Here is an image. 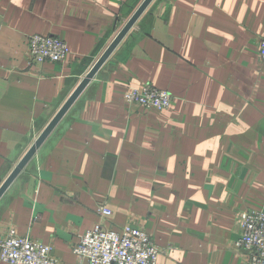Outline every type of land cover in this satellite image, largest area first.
<instances>
[{"label":"crops","instance_id":"crops-1","mask_svg":"<svg viewBox=\"0 0 264 264\" xmlns=\"http://www.w3.org/2000/svg\"><path fill=\"white\" fill-rule=\"evenodd\" d=\"M142 2L0 0V185ZM31 34L66 60L32 62ZM263 36L264 0H153L0 199V238L89 264L84 232L132 225L158 264H249L234 243L237 213L264 210ZM148 83L168 109L127 103Z\"/></svg>","mask_w":264,"mask_h":264},{"label":"built area","instance_id":"built-area-1","mask_svg":"<svg viewBox=\"0 0 264 264\" xmlns=\"http://www.w3.org/2000/svg\"><path fill=\"white\" fill-rule=\"evenodd\" d=\"M28 48L30 60L35 63H62L69 54L67 42L53 35H29ZM259 49L264 61V36ZM125 100L131 105L163 110L171 106L173 96L168 90L148 83L140 88H129ZM100 211L104 216L113 213L105 205ZM236 219L241 234L234 243L235 250L247 255L249 264H264V210L240 211ZM74 252L81 262L89 264H158L163 249L139 227L126 225L116 230L101 222L81 235ZM0 259L7 264H62L53 255L51 245L17 236L12 230L0 238Z\"/></svg>","mask_w":264,"mask_h":264},{"label":"water","instance_id":"water-1","mask_svg":"<svg viewBox=\"0 0 264 264\" xmlns=\"http://www.w3.org/2000/svg\"><path fill=\"white\" fill-rule=\"evenodd\" d=\"M153 0H143L141 5L137 8L134 14L128 19L126 24L120 30V32L116 35V37L112 40L106 50L102 53L99 59L95 62L93 67L87 73V75L82 79L78 87L74 90V92L70 95V97L65 101L56 115L51 119V121L47 124V126L43 129V131L39 134L37 139L28 149V151L24 154L22 159L13 169V171L9 174V176L5 179V181L0 185V199L5 194V192L9 189L12 183L16 180V178L22 173L25 167L29 164L31 159L35 156L39 148L45 143V141L49 138L73 104L77 101L92 79L95 77L97 72L103 66V64L107 61L109 56L113 53L116 47L120 44V42L124 39L127 33L132 29V27L136 24L138 19L144 13V11L148 8Z\"/></svg>","mask_w":264,"mask_h":264}]
</instances>
